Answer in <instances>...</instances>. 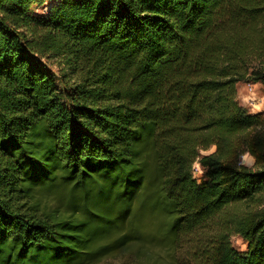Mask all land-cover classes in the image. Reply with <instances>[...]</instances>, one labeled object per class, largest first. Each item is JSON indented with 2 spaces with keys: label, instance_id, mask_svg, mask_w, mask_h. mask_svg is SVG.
<instances>
[{
  "label": "trees",
  "instance_id": "trees-1",
  "mask_svg": "<svg viewBox=\"0 0 264 264\" xmlns=\"http://www.w3.org/2000/svg\"><path fill=\"white\" fill-rule=\"evenodd\" d=\"M241 81L264 0H0V264H264Z\"/></svg>",
  "mask_w": 264,
  "mask_h": 264
},
{
  "label": "rangeland",
  "instance_id": "rangeland-1",
  "mask_svg": "<svg viewBox=\"0 0 264 264\" xmlns=\"http://www.w3.org/2000/svg\"><path fill=\"white\" fill-rule=\"evenodd\" d=\"M49 67L57 76L56 66L53 64H49ZM237 87L238 99L242 105H244L250 112L264 111V85L259 83L241 81L238 83ZM241 161L248 165H251L254 162V158L249 153H245L242 155ZM200 174L201 168L198 164H195L194 175L200 176ZM231 240L233 245L237 248H244L245 244L240 236L233 235ZM117 261L118 259L115 260V262Z\"/></svg>",
  "mask_w": 264,
  "mask_h": 264
},
{
  "label": "built area",
  "instance_id": "built-area-1",
  "mask_svg": "<svg viewBox=\"0 0 264 264\" xmlns=\"http://www.w3.org/2000/svg\"><path fill=\"white\" fill-rule=\"evenodd\" d=\"M195 164H197V163H195ZM195 164H194V166H193V169H194V167H195Z\"/></svg>",
  "mask_w": 264,
  "mask_h": 264
}]
</instances>
